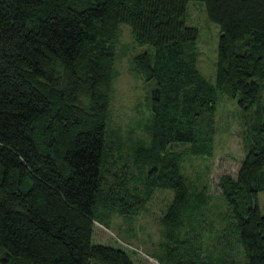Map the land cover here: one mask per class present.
<instances>
[{
  "label": "trees",
  "instance_id": "trees-1",
  "mask_svg": "<svg viewBox=\"0 0 264 264\" xmlns=\"http://www.w3.org/2000/svg\"><path fill=\"white\" fill-rule=\"evenodd\" d=\"M186 1L0 0V264H133L122 247L91 240L92 220L127 217L156 189L172 193L161 219L178 263L205 264L176 236L203 202L179 162L209 153L217 93L236 98L243 118L253 107L235 177L217 184L242 264H264V0H199L218 26L213 83L195 66ZM120 23L151 46L132 69L153 85L149 141L116 165L104 129Z\"/></svg>",
  "mask_w": 264,
  "mask_h": 264
},
{
  "label": "rangeland",
  "instance_id": "rangeland-1",
  "mask_svg": "<svg viewBox=\"0 0 264 264\" xmlns=\"http://www.w3.org/2000/svg\"><path fill=\"white\" fill-rule=\"evenodd\" d=\"M185 9V23L196 28V69L207 81L213 83L218 26L206 17L201 1L187 0ZM114 49V74L104 136L114 134L110 143L113 144L117 165L121 160L129 158L135 143L146 144L149 141L148 102L153 80H144L132 69V56L141 51L151 54L152 48L148 44L135 43L125 23L118 25ZM260 93L264 97V86ZM252 111L253 107L243 118L236 98L217 93L209 153L184 152L179 162L191 195L202 196L203 202L189 217L190 221L179 225L176 236L178 240L187 239L185 243L188 244L183 245L186 249L189 250L190 246L198 248L200 259L205 264L208 259L221 258H231L237 264L245 262L239 242L237 249L234 241L231 221L227 218V205L220 194L217 180L222 174L235 177L244 153L242 136L248 132L245 119L252 117ZM185 145L171 143L168 147L181 151ZM171 196L168 189H156L150 198L137 207L135 213L127 217L113 212L110 215L97 214V221L92 220L91 240L122 247L133 264H180L177 261V245L168 244L163 239L165 225L161 217ZM256 201L262 211L264 189L257 192ZM174 236L173 233L171 237Z\"/></svg>",
  "mask_w": 264,
  "mask_h": 264
}]
</instances>
